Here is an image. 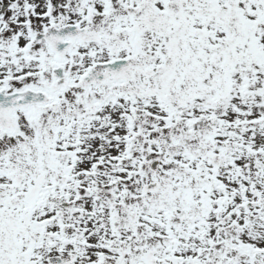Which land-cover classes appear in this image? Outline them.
Masks as SVG:
<instances>
[{"label":"snow or ice","instance_id":"obj_1","mask_svg":"<svg viewBox=\"0 0 264 264\" xmlns=\"http://www.w3.org/2000/svg\"><path fill=\"white\" fill-rule=\"evenodd\" d=\"M0 264H264V0H0Z\"/></svg>","mask_w":264,"mask_h":264}]
</instances>
